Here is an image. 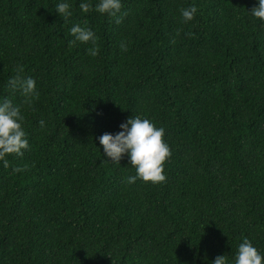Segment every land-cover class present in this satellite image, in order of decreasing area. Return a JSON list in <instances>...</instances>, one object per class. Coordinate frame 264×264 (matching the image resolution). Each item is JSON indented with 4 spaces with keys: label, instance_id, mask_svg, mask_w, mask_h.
Instances as JSON below:
<instances>
[{
    "label": "trees",
    "instance_id": "trees-1",
    "mask_svg": "<svg viewBox=\"0 0 264 264\" xmlns=\"http://www.w3.org/2000/svg\"><path fill=\"white\" fill-rule=\"evenodd\" d=\"M98 2L0 0V102L21 106L29 142L0 162V264H234L245 238L264 256L258 0H121L120 23ZM77 24L98 56L69 46ZM19 66L36 81L31 106L7 83ZM133 116L165 130L163 184L126 183L130 157L104 154L99 138Z\"/></svg>",
    "mask_w": 264,
    "mask_h": 264
},
{
    "label": "clouds",
    "instance_id": "clouds-1",
    "mask_svg": "<svg viewBox=\"0 0 264 264\" xmlns=\"http://www.w3.org/2000/svg\"><path fill=\"white\" fill-rule=\"evenodd\" d=\"M79 7L84 13L92 10L90 3H81ZM121 8V0H99L95 11L116 18V23H120L118 14L121 12ZM197 11L195 5L181 9L182 22L185 24L191 22ZM56 12L65 21L72 15L71 6L67 2L59 3L56 6ZM250 13L256 19L264 21V0H258V7L253 8ZM70 31L74 37L69 42L70 47L77 42L90 45L88 54L92 57L99 55L98 37L90 28L77 24ZM180 31L182 30L178 29L176 34L179 35ZM188 35L192 36L191 33ZM172 43H175L174 39ZM119 47L122 52L128 50L126 41H120ZM14 71L16 76L8 80V86L13 92H20L24 105L31 106L34 100L39 99L36 81L31 77H22L23 66L17 67ZM23 121L21 106L14 104L9 99L0 102V162H3L5 168L9 167L7 157H22L24 150L29 147ZM39 123L41 127H44L43 120H40ZM120 128L121 131L115 135L105 133L99 140L103 146L104 154L110 158L112 163L120 164L125 155L130 157V164L135 169V175L126 177L125 182L133 184L139 179L153 185L165 183L167 181L165 165L172 153L164 139V128H158L149 119H142L139 116L130 117L126 123L120 125ZM25 170V168L17 167L14 172L19 173ZM214 264H228L227 256H217ZM234 264H264V256L245 238L238 246Z\"/></svg>",
    "mask_w": 264,
    "mask_h": 264
}]
</instances>
